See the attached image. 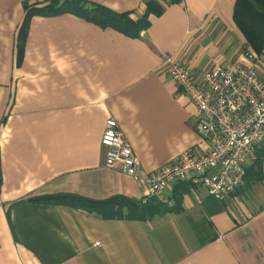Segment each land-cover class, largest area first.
<instances>
[{
  "label": "crops",
  "instance_id": "crops-1",
  "mask_svg": "<svg viewBox=\"0 0 264 264\" xmlns=\"http://www.w3.org/2000/svg\"><path fill=\"white\" fill-rule=\"evenodd\" d=\"M84 1L131 18L144 12V0ZM42 2L0 0V264H264V160L223 197L168 185L157 199L172 211L145 220L45 200L147 198L145 182L104 165L100 138L111 116L141 177L183 150L203 151L195 109L163 58L174 53L195 77L248 65L235 0L165 4L134 37L70 12L36 15L16 65L25 5Z\"/></svg>",
  "mask_w": 264,
  "mask_h": 264
},
{
  "label": "built area",
  "instance_id": "built-area-1",
  "mask_svg": "<svg viewBox=\"0 0 264 264\" xmlns=\"http://www.w3.org/2000/svg\"><path fill=\"white\" fill-rule=\"evenodd\" d=\"M242 56L248 65H215L199 77L174 53L163 58L165 71L195 109V128L205 141L203 151L183 150L141 177L139 161L111 116L100 138L104 165L145 182L147 198L161 196L168 185L180 181L203 186L216 198L240 188L246 168L255 161L256 147L264 142V51L255 53L245 42Z\"/></svg>",
  "mask_w": 264,
  "mask_h": 264
},
{
  "label": "trees",
  "instance_id": "trees-1",
  "mask_svg": "<svg viewBox=\"0 0 264 264\" xmlns=\"http://www.w3.org/2000/svg\"><path fill=\"white\" fill-rule=\"evenodd\" d=\"M182 0H144V12L131 18V12H116L103 5L90 3L84 0H46L42 3L26 4L21 24L19 25L16 47V65L21 64L24 56L22 44L26 33V26L36 15H50L70 12L84 17L101 27H112L125 35L138 36L151 23V16H159L165 4ZM163 2V3H162ZM87 5V6H85ZM234 22L241 30L245 42L252 46L257 53L264 51V0H235L233 9ZM264 160V142L255 150V161L246 168V174L251 169H258ZM245 174V175H246ZM45 200L61 203L75 208H83L94 212L106 219H149L155 215H163L172 211V207L160 201L157 197H149L144 201L129 203H115L111 201H92L77 199L70 196H57Z\"/></svg>",
  "mask_w": 264,
  "mask_h": 264
},
{
  "label": "rangeland",
  "instance_id": "rangeland-1",
  "mask_svg": "<svg viewBox=\"0 0 264 264\" xmlns=\"http://www.w3.org/2000/svg\"><path fill=\"white\" fill-rule=\"evenodd\" d=\"M85 6H87V5H85ZM249 45V44H248ZM250 46V45H249ZM251 48H252V46H250ZM252 50H253V48H252ZM254 51V50H253ZM256 53V52H255Z\"/></svg>",
  "mask_w": 264,
  "mask_h": 264
}]
</instances>
